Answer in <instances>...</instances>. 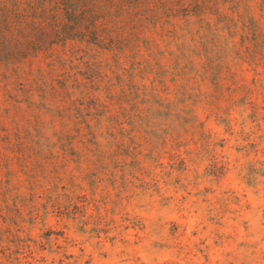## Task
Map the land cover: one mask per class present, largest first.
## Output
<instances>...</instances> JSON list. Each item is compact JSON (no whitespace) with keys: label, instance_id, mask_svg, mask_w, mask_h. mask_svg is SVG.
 <instances>
[{"label":"rangeland","instance_id":"1","mask_svg":"<svg viewBox=\"0 0 264 264\" xmlns=\"http://www.w3.org/2000/svg\"><path fill=\"white\" fill-rule=\"evenodd\" d=\"M0 264H264V0H0Z\"/></svg>","mask_w":264,"mask_h":264}]
</instances>
